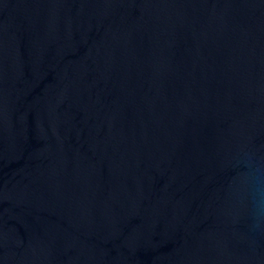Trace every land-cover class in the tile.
<instances>
[{"label": "water", "instance_id": "obj_1", "mask_svg": "<svg viewBox=\"0 0 264 264\" xmlns=\"http://www.w3.org/2000/svg\"><path fill=\"white\" fill-rule=\"evenodd\" d=\"M0 264H264V0H0Z\"/></svg>", "mask_w": 264, "mask_h": 264}]
</instances>
